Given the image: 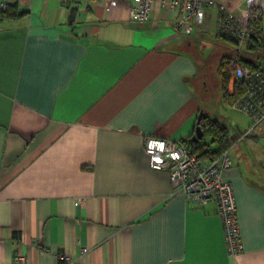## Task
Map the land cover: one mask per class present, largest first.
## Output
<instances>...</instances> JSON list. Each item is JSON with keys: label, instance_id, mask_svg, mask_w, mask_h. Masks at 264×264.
<instances>
[{"label": "crops", "instance_id": "obj_1", "mask_svg": "<svg viewBox=\"0 0 264 264\" xmlns=\"http://www.w3.org/2000/svg\"><path fill=\"white\" fill-rule=\"evenodd\" d=\"M130 4L16 0L0 18V264H264V121L244 135L249 127L214 109L239 110L230 100L244 90L226 93L222 60L261 57L218 50L215 77L201 47L205 29L223 37L216 18L196 36L157 3L132 20ZM207 118L228 134L236 256L217 201L175 191L144 152L146 136L188 142ZM202 140L215 155L217 142Z\"/></svg>", "mask_w": 264, "mask_h": 264}, {"label": "built area", "instance_id": "obj_2", "mask_svg": "<svg viewBox=\"0 0 264 264\" xmlns=\"http://www.w3.org/2000/svg\"><path fill=\"white\" fill-rule=\"evenodd\" d=\"M15 0H0V10H5ZM65 3L70 0H59ZM105 10H110L119 0H99ZM246 7L237 15L219 0H131L129 12L132 20L146 21L150 18L153 5L159 4L176 13L175 29L189 34L196 26H201L206 17L205 7L216 8V31L241 43L254 44L262 34L261 20L264 16V0H245ZM225 71L229 80L226 93L231 94L239 83L244 87L234 106L251 118V125L244 132L250 133L264 121V56L255 68L244 66L238 55L227 58ZM144 152L150 166L166 171L175 191H181L203 204L215 199L219 206L223 223L227 251L236 256L241 253L243 243L237 216L233 185L224 178V172L232 165L228 148L215 155L193 152L181 141L172 138L146 136ZM82 252L87 248L82 247ZM64 264H72L69 255L61 256Z\"/></svg>", "mask_w": 264, "mask_h": 264}, {"label": "rangeland", "instance_id": "obj_3", "mask_svg": "<svg viewBox=\"0 0 264 264\" xmlns=\"http://www.w3.org/2000/svg\"><path fill=\"white\" fill-rule=\"evenodd\" d=\"M15 1H13V2H15ZM220 1L225 2V3H231L233 6L232 9L237 15L240 14L241 9L246 7L245 0H220ZM205 9H206L208 16L205 17L203 24L201 26H196V28L193 32V35L198 36V31L201 32L200 30L205 29L204 27H205L206 23H210L212 25L215 23L216 8L205 7ZM261 24H262V36L260 38H258L257 41L254 42V44H252V45L256 46V48H254V49L248 48L246 46L247 44L251 43L252 41L247 42V44L245 42L241 43V45L238 46L237 45L238 42L236 40H234L236 43H232V42L228 41V39L225 40V38H223L222 36H217L214 33L213 29H205L204 30V37H203V41H202L203 45L201 47V50H202L203 54L206 55L207 61L205 63V66L210 71V73L213 74L215 77L217 76L216 68H218V62L219 61H218L217 57H215L214 54L218 50H219L220 55H224V54L236 55L238 52V53H240V55L242 57H244V58L248 57L251 60H257L260 57L262 58L264 56V45H263L264 44V16L261 20ZM239 49H241V50H239ZM230 57H232V56H230ZM221 104L223 105V107L221 106ZM221 104L216 102L214 109H215L216 114L221 117V120L223 122H226V120H228V118H234V119H238L242 126L247 127V128L249 127L248 126L249 118L243 112H241L240 110H237V109L227 107L223 103H221ZM207 138H209V137H207ZM244 143H245V140L242 141L240 144H238V147L236 149H239V146L243 145ZM213 146H214V144H213ZM242 149H243V146H242ZM235 153H236L235 149L232 150V155ZM256 159H257V156H256ZM262 184L264 186V182H262Z\"/></svg>", "mask_w": 264, "mask_h": 264}, {"label": "trees", "instance_id": "obj_4", "mask_svg": "<svg viewBox=\"0 0 264 264\" xmlns=\"http://www.w3.org/2000/svg\"><path fill=\"white\" fill-rule=\"evenodd\" d=\"M11 7H8L7 9L5 10H0V18H5V17H10V16H13L14 15V12L12 14V10L10 9ZM74 14V10L71 11V18ZM147 21V20H146ZM262 36V34H260L258 37H256L257 39L260 38ZM225 39H228V40H234L230 37H225L223 36ZM252 45V44H251ZM249 64H252V63H249ZM225 65H226V59L222 60L221 62V70L223 69V67L225 68ZM257 65H254L252 64V66H250L251 68H255ZM222 80H223V85L226 84L229 76H228V73L226 71H223L222 70ZM238 89V88H237ZM238 97L240 96L241 93H239L238 91ZM232 97V96H230ZM229 97V98H230ZM237 94L235 96H233L231 98L230 101L234 102V99H237ZM201 130L203 132V139L205 138V136H211L212 137V140H215L217 142V145H218V148L216 150L217 153H219L221 150L227 148V131H226V128L219 124L217 121L215 120H212L210 118H207L204 120L203 123H201ZM182 143L184 145H186L188 148H190L193 152H201L202 153H205V154H209V150L208 149H205V146L208 144L206 143L204 140L202 141H198V142H194V141H188V142H185V141H182ZM216 153V154H217Z\"/></svg>", "mask_w": 264, "mask_h": 264}, {"label": "water", "instance_id": "obj_5", "mask_svg": "<svg viewBox=\"0 0 264 264\" xmlns=\"http://www.w3.org/2000/svg\"><path fill=\"white\" fill-rule=\"evenodd\" d=\"M203 137L201 126L198 124L195 129L194 135L191 137V141L198 142Z\"/></svg>", "mask_w": 264, "mask_h": 264}]
</instances>
